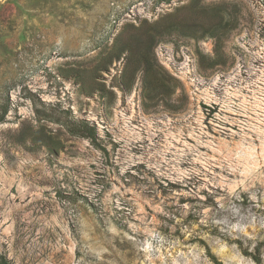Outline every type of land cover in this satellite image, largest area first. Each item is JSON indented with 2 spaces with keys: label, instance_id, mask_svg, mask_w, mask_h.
I'll use <instances>...</instances> for the list:
<instances>
[{
  "label": "rangeland",
  "instance_id": "1",
  "mask_svg": "<svg viewBox=\"0 0 264 264\" xmlns=\"http://www.w3.org/2000/svg\"><path fill=\"white\" fill-rule=\"evenodd\" d=\"M4 109L11 264H264V0H0Z\"/></svg>",
  "mask_w": 264,
  "mask_h": 264
},
{
  "label": "trees",
  "instance_id": "2",
  "mask_svg": "<svg viewBox=\"0 0 264 264\" xmlns=\"http://www.w3.org/2000/svg\"><path fill=\"white\" fill-rule=\"evenodd\" d=\"M6 115V109L2 112L0 116V123L4 120V116ZM68 133L74 136L86 138L90 140L91 144L101 149L100 144L98 142V137L96 133V128L94 126H89L87 122L81 121L78 123L75 128H67ZM104 151V149H102ZM0 264H11L6 257L0 256Z\"/></svg>",
  "mask_w": 264,
  "mask_h": 264
}]
</instances>
